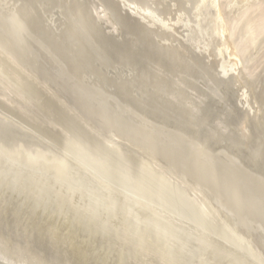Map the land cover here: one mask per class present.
<instances>
[{
	"label": "rangeland",
	"instance_id": "rangeland-1",
	"mask_svg": "<svg viewBox=\"0 0 264 264\" xmlns=\"http://www.w3.org/2000/svg\"><path fill=\"white\" fill-rule=\"evenodd\" d=\"M0 1V135L4 139L1 136L0 138L3 141L5 140L6 142L7 139L9 144L12 145L14 142L16 145L19 141L24 140L19 144H26L27 146L38 145L37 147L39 148L44 146V149H47L50 153L53 154L54 152L55 156L88 172L91 171L90 173L96 178L99 177L98 179L102 182L107 181L105 182L106 185L114 186L113 189L120 190L119 192L123 194L126 192L128 195H135L133 197H138L137 199L148 206L163 212V214L166 213L165 215L170 216L172 219L180 220L179 222H182L187 227L189 226L192 228L191 230H195L200 234L203 233L202 235H206L205 237H208L210 241L217 242L220 246L226 247L227 250L233 252L232 254L236 257L239 256L238 258L243 263L264 264V117L262 116L264 115V70L261 68L264 67V36L257 43L256 46L258 47L255 46L254 49L250 48L247 51L248 53L245 54L246 57L243 58L245 59L243 60L246 63L245 65L250 66V72H253L252 78L256 81L252 82V84L254 83L252 85V92L256 91L255 88H259L261 85L263 88H260V90L257 88L258 91L254 92V95L252 94L253 98L256 96L254 100H257V97L262 94L259 97L260 99H258L259 103L256 101L260 104L262 100V105H257L259 106L258 110L261 111H258L257 114L259 115L256 114L254 116L238 107V100L236 99L235 91L233 92V85L223 84V81L219 80V78L217 79L218 76H215L214 68H212V65L209 67L210 64L205 57H198L199 54L188 45L184 47L182 43L179 45L177 42H171L172 39H170V43L167 42L169 39L166 41V38H163L162 34L160 35L158 31H154L155 29L151 28L152 30H149V27L148 29L146 26L143 27L138 21L136 23V20L131 19L123 11L121 12V9L115 3L112 6L113 4L111 3L113 1L111 0H53L55 3L52 0H11V8L13 7L14 13L16 16L18 15L17 21L21 26L16 27L15 30L13 29L15 25L9 21L11 19L8 16L9 11L4 10L8 6L5 4L6 1ZM261 1L264 4V0ZM106 2L109 6H107ZM96 7L98 13L102 10L100 13V15L103 13L101 21L98 19L100 15H97L98 17L96 14L94 15L93 9H96ZM46 8L48 9L47 11H45ZM52 14H57V18L54 16V25L51 22L48 23L49 17ZM131 24H133V27ZM31 27L34 29V32L30 29ZM19 30L23 31V34L20 36L17 34ZM137 30L138 33L135 32ZM125 32L126 37L123 36ZM148 34H151V36ZM57 37L60 41L57 40ZM131 38L133 42L130 40ZM160 38L162 41L159 40ZM36 41L38 42L36 43ZM121 42L123 43L122 45ZM171 43L172 45H170ZM50 44L51 47L49 46ZM129 44L132 47L128 46ZM46 50H48L47 53ZM178 51L180 54H178ZM128 55H131V58H128ZM63 57L68 63L65 62ZM160 57L161 59L158 60ZM89 62L92 64L90 65ZM201 63L203 64L201 65ZM88 64L90 67H88ZM260 64L261 66H258ZM104 68L107 69L104 70ZM112 69L114 70L113 72L111 71ZM129 73L133 74V76L131 77ZM115 74H118V76ZM213 75L216 77V80ZM83 76L85 79L87 77V79L85 80ZM259 77L262 81L259 80ZM126 78L128 79L126 80ZM213 80L218 81L215 84ZM257 81H260L259 84L262 82V84L257 85ZM135 87L136 89H134ZM210 89L214 91L211 93ZM208 90H210L209 92L212 95L208 94L209 92L207 93ZM261 90L263 91L261 92ZM119 91L123 92V95ZM129 96L130 98H127ZM232 103H234V106ZM139 112L141 114L138 115ZM160 120L163 122H160ZM236 123L239 125L236 126ZM158 125L162 128H159ZM202 126L203 128H201ZM205 130L207 133L203 132ZM199 132L200 134H198ZM230 133L233 135L234 141L230 140L232 139ZM260 138L263 140H260ZM11 140L12 142L10 143ZM217 140L219 141L217 142ZM28 143L30 144L28 145ZM253 143L260 146H256ZM192 147L196 149L194 150ZM250 148L253 150H250ZM238 158L239 160H237ZM236 160L240 164L236 163ZM0 188V256L5 259L22 262L23 264H169L167 261L161 262L151 252L140 254L139 250H132L135 253H132L131 250L128 251V244L130 243L126 241V237H121L119 238L121 240H119L117 239L119 236H114V239L110 236H100V234L98 236L94 229L93 235L90 233V231L92 232L91 228H89L90 231L87 229L88 234V232L85 233L82 232V229H79L82 225L78 224L77 221L72 225L70 224L71 221H68L69 228L66 224L67 221H62L63 209L60 208L61 210H59V206L57 205L53 206L55 210L52 207L50 208L52 211L49 210L50 213L48 215L50 217H55L51 212L59 210L58 213H61L60 217L57 216L59 220L55 217L54 220H57L52 223L54 220L48 221L49 216H46L47 211L41 209L40 204L38 205L31 193L28 192L26 195L27 191L20 192L22 196L20 193L7 192L9 190L5 189L4 186H0ZM34 203L35 205L37 204L36 207ZM41 215L43 217L46 216L47 219L46 217L44 218L52 225H48L49 223H46L47 221ZM40 222L44 224H40ZM58 222H65V224H59ZM58 224L62 225V228H60L62 231L59 230ZM41 225H45V228ZM65 225L68 227L67 230H64ZM52 226L54 228H51ZM56 229L62 233L56 232ZM78 233H80V236H78ZM86 234L88 238H86ZM82 237H84V241ZM81 244L87 246V248L83 249L84 246L82 247ZM77 248L80 249L77 250ZM78 252L81 253L79 254ZM115 252L117 253L115 254ZM242 258L248 261L245 262ZM79 260H82V262Z\"/></svg>",
	"mask_w": 264,
	"mask_h": 264
},
{
	"label": "bare ground",
	"instance_id": "bare-ground-1",
	"mask_svg": "<svg viewBox=\"0 0 264 264\" xmlns=\"http://www.w3.org/2000/svg\"><path fill=\"white\" fill-rule=\"evenodd\" d=\"M6 1L5 4L8 6H4L8 10V16L11 18L9 21L15 25L13 29L15 30L16 27H21L18 24V15L14 13V9L11 8V0H4ZM59 1V0H58ZM76 1V0H75ZM97 1V0H96ZM106 1V0H105ZM113 1L112 6L114 3L120 8L119 10L126 15H128L131 19L136 20L144 26L149 27V30L155 29L154 31H158V33L163 35V38L169 42H177L179 45L182 43L185 45L190 46L201 58L205 57L209 62L214 74L217 79L223 81V84H232L236 93V99L238 100V107L242 108L244 112H247L251 115H256L258 113L259 106L262 105V100L260 104H258L259 97L257 100H254L253 93L258 91L252 92V82H256L255 79L253 80V72L251 73L250 66H246L243 59L246 57V53L250 48H255L257 43L260 39H263L264 36V4L261 0H111ZM1 2V1H0ZM32 2V1H31ZM55 3V1L52 0ZM57 2V1H56ZM79 2V1H78ZM110 2V1H109ZM264 2V1H263ZM3 3V1H2ZM1 3V4H2ZM16 3V2H14ZM20 3V2H19ZM18 3V4H19ZM26 3V2H25ZM28 3V2H27ZM30 3V2H29ZM39 3V2H38ZM44 3V2H43ZM53 3V4H54ZM34 4V3H33ZM49 4V3H48ZM47 4V5H48ZM78 4V3H77ZM107 4V2H106ZM110 4V5H111ZM263 4V5H262ZM15 5V4H14ZM32 5V4H31ZM35 5V4H34ZM43 5V4H42ZM46 5V4H45ZM51 5V4H50ZM71 5V3H70ZM69 5V6H70ZM13 6V5H12ZM30 6V4H29ZM94 6V5H93ZM98 6V5H97ZM101 6V5H100ZM107 6H109L107 4ZM115 6V7H117ZM3 7V6H2ZM41 7V6H40ZM44 7V6H43ZM42 7V8H43ZM58 7V6H57ZM105 7V6H104ZM114 7V8H115ZM237 7V8H236ZM15 8V7H14ZM28 8V7H27ZM50 8V7H47ZM46 8L45 11L48 9ZM69 8V7H68ZM100 8V7H99ZM108 8V7H107ZM112 8V7H110ZM18 9V8H17ZM23 9V7H22ZM31 9V8H29ZM44 9V8H43ZM54 9V7H53ZM62 9V8H61ZM95 9V8H94ZM93 11L94 15H100L96 9ZM104 9V8H103ZM113 9V8H112ZM117 10V8H115ZM20 10V9H19ZM25 10V9H24ZM36 10V9H35ZM55 10V9H54ZM69 10V9H68ZM235 10V11H234ZM29 11V10H28ZM50 11V10H49ZM63 11V10H62ZM100 11V10H99ZM107 11V10H106ZM4 12V11H3ZM26 12V11H25ZM42 12V11H41ZM51 12V11H50ZM53 12V11H52ZM61 12V11H60ZM105 12V11H104ZM236 12V13H234ZM6 13V12H5ZM19 13V12H18ZM29 13V12H28ZM47 13V12H45ZM54 13V12H53ZM64 13V11H63ZM112 13V12H111ZM234 13V14H233ZM30 14V13H29ZM55 14V13H54ZM50 15L49 22L54 25L56 15ZM103 14V13H102ZM102 14L98 17L100 21L102 20ZM4 15V14H3ZM33 15V13H32ZM41 15V14H39ZM64 15V14H63ZM116 15V14H115ZM125 15V16H126ZM6 16V15H5ZM7 16V17H8ZM46 16V15H45ZM59 16V15H58ZM62 16V15H61ZM65 16V15H64ZM95 16V17H96ZM105 16V15H104ZM107 16V14H106ZM111 16V15H110ZM114 16V15H113ZM118 16V15H117ZM42 17V16H41ZM66 17V16H65ZM121 17V16H120ZM34 18V17H33ZM47 18V17H46ZM73 18V17H72ZM111 18V17H110ZM119 18V17H118ZM45 19V18H44ZM64 19V18H63ZM104 19V18H103ZM115 19V18H114ZM121 19V18H120ZM119 19V20H120ZM130 19V21H131ZM36 20V18H35ZM68 20V19H67ZM124 20V19H123ZM24 21V20H23ZM121 21V20H120ZM22 22V21H21ZM71 22V21H70ZM29 23V22H28ZM78 23V22H77ZM99 23V22H98ZM107 23V22H105ZM110 23V22H109ZM117 23V22H116ZM138 23V24H139ZM61 24V23H60ZM59 24V25H60ZM121 24V22H120ZM127 24V23H126ZM130 24V23H129ZM139 24V25H140ZM31 25V24H30ZM64 25V24H63ZM133 27V24H131ZM137 25V24H136ZM47 26V25H46ZM52 26V25H51ZM115 26V25H114ZM113 26V27H114ZM118 26V24H117ZM125 26V25H124ZM128 26V25H127ZM126 26V27H127ZM138 26V25H137ZM24 27V26H23ZM45 27V26H44ZM54 27V26H52ZM56 27V26H55ZM76 27V26H75ZM119 27V26H118ZM37 28V27H36ZM35 28V29H36ZM51 28V27H48ZM124 28V27H123ZM130 28V27H129ZM141 28V27H140ZM30 29H34L31 27ZM60 29V28H59ZM65 29V28H64ZM79 29V28H76ZM132 29V28H131ZM134 29V28H133ZM151 29V30H152ZM74 30V29H73ZM120 30V29H119ZM145 31V29H143ZM31 31V30H29ZM44 31V30H43ZM112 31V30H111ZM123 31V30H122ZM128 31V30H126ZM134 31V30H133ZM153 31V33H155ZM51 32V31H49ZM53 32V31H52ZM62 32V31H61ZM121 32V31H120ZM124 32V31H123ZM138 33V30L135 31ZM140 32V31H139ZM55 33V32H54ZM70 33V32H68ZM145 33V32H144ZM17 34L20 36L23 34V31H17ZM32 34V32H31ZM40 34V33H39ZM57 34V33H56ZM62 34V33H60ZM65 34V32H64ZM75 34V33H74ZM132 34V33H131ZM147 34V33H146ZM157 34V33H156ZM43 35V34H42ZM143 35V33H142ZM151 36V34H148ZM52 36V35H49ZM60 36V35H59ZM63 36V35H62ZM126 37V32L125 35ZM122 36V37H123ZM156 36V35H153ZM54 37V36H53ZM133 37V36H132ZM148 37V36H147ZM34 38V37H33ZM62 38V37H61ZM74 38V37H73ZM128 38V37H127ZM64 39V38H63ZM84 39V38H83ZM123 39V38H122ZM147 39V38H146ZM148 39H150L148 37ZM147 39V40H148ZM154 39V38H153ZM156 39V38H155ZM51 40V38H50ZM57 40L60 41V39ZM56 40V41H57ZM77 40V39H76ZM126 41V39H124ZM132 40V38L130 39ZM128 40V42L130 41ZM139 40V39H138ZM142 40V38H141ZM140 40V41H141ZM145 40V39H144ZM143 40V41H144ZM161 40V38L159 39ZM63 41V40H62ZM72 41V40H71ZM79 41V40H78ZM118 41V40H117ZM135 41V40H134ZM162 41V40H161ZM263 41V40H262ZM38 41H36L37 43ZM55 42V41H54ZM91 42V41H90ZM123 42V41H122ZM121 42V45L123 44ZM133 42V40H132ZM147 42V41H146ZM151 42V41H150ZM160 42V41H159ZM166 42V44H167ZM40 43V42H39ZM56 43V42H55ZM58 43V42H57ZM85 43V42H84ZM83 43V45H84ZM92 43V42H91ZM110 43V42H109ZM127 43V42H126ZM131 43V41H130ZM136 43V42H134ZM170 43V42H169ZM169 43L167 45H169ZM93 44V43H92ZM118 44V43H117ZM120 44V43H119ZM132 44V43H131ZM137 44V43H136ZM146 44V43H145ZM161 44V43H160ZM32 45V44H31ZM62 45V43H61ZM159 45V44H158ZM157 45V46H158ZM172 45V43L170 44ZM35 46V45H34ZM42 46V44H41ZM51 47V44L49 45ZM57 46V45H56ZM69 46V45H68ZM67 46V47H68ZM120 46V45H119ZM118 46V47H119ZM126 46V45H125ZM128 46H131L130 44ZM127 46V47H128ZM140 47V45H138ZM146 46V45H145ZM155 46V45H154ZM161 46V45H160ZM163 46V44H162ZM176 46V45H175ZM174 46V48H175ZM264 46V45H263ZM14 47V46H13ZM48 47V46H47ZM126 47V48H127ZM132 47V46H131ZM167 47V46H165ZM180 47V46H179ZM258 47V46H256ZM55 48V47H54ZM130 48V47H129ZM137 48V47H136ZM161 48V47H160ZM171 48V47H170ZM173 48V49H174ZM178 48V47H177ZM187 48V47H186ZM264 48V47H263ZM13 49V48H12ZM53 49V48H52ZM60 49V48H59ZM71 49V48H70ZM82 49V48H81ZM97 49V48H96ZM99 49V48H98ZM121 49V47H120ZM133 49V48H132ZM164 49V48H163ZM166 49V48H165ZM172 49V50H173ZM182 49V48H181ZM73 50V49H72ZM71 50V51H72ZM80 50V49H79ZM91 50V49H90ZM122 50V49H121ZM155 50V49H154ZM157 50V49H156ZM176 50V49H175ZM179 50V49H178ZM11 51V50H10ZM48 50H46L47 53ZM53 52V50H51ZM50 51V52H51ZM82 51V50H81ZM98 51V50H96ZM126 51V50H125ZM164 51V50H163ZM162 51V52H163ZM167 51V50H166ZM165 51V52H166ZM174 51V50H173ZM182 51V50H181ZM192 51V50H191ZM262 51V50H261ZM56 53V51H54ZM75 52V51H74ZM73 52V53H74ZM128 52V51H127ZM252 52V51H251ZM45 53V52H44ZM54 53V54H55ZM76 53V52H75ZM74 53V54H75ZM126 53V52H125ZM170 53V52H169ZM168 53V54H169ZM174 53V52H172ZM176 53V52H175ZM185 53V52H184ZM195 53V54H196ZM260 53V52H259ZM258 53V54H259ZM8 54V53H7ZM62 54V53H61ZM83 54V52H82ZM88 54V53H87ZM86 54V55H87ZM121 54V53H120ZM165 54V53H163ZM178 54L179 51H178ZM177 54V55H178ZM196 54V56H197ZM51 55V54H50ZM59 55V54H57ZM56 55V56H57ZM73 55V54H72ZM78 55V54H77ZM90 55V54H89ZM98 55V54H97ZM101 55V54H100ZM115 55V54H114ZM171 55V54H170ZM175 55V54H174ZM173 55V56H174ZM183 55V54H182ZM181 55V56H182ZM192 55V54H191ZM61 56V55H60ZM76 56V55H75ZM82 56V55H80ZM96 56V55H95ZM116 56V55H115ZM129 56V55H128ZM131 56V55H130ZM128 58H131V57ZM158 56V55H157ZM184 56V55H183ZM194 56V54H193ZM50 57V56H49ZM62 57V56H61ZM86 57V56H85ZM84 57V59H85ZM101 57V56H100ZM112 57V56H111ZM164 57V56H163ZM175 57V56H174ZM196 57V58H198ZM253 58V56H251ZM47 58V57H46ZM68 58V57H67ZM76 58V57H75ZM88 58V57H87ZM104 58V57H103ZM109 58V57H107ZM113 58V57H112ZM121 58V57H120ZM152 58V57H151ZM64 59V57H63ZM71 59V58H70ZM69 59V60H70ZM100 59V58H99ZM102 59V57H101ZM116 59V58H115ZM122 59V58H121ZM161 57L158 59L160 60ZM203 59V58H202ZM255 59V58H254ZM65 60V59H64ZM93 60V59H92ZM130 60V59H129ZM177 60V59H176ZM205 60V59H204ZM50 61V60H49ZM71 61V60H70ZM82 61V59H81ZM88 61V60H86ZM97 61V60H96ZM104 62V60H102ZM106 61V60H105ZM111 61V59H110ZM115 61V60H114ZM128 61V60H127ZM126 61V62H127ZM206 61V60H205ZM251 61V60H250ZM258 61V60H257ZM263 61V60H262ZM261 61V62H262ZM64 63V61H62ZM65 62H67L65 60ZM73 62V60H72ZM93 62V61H92ZM98 62V61H97ZM100 62V61H99ZM107 62V61H106ZM105 62V63H106ZM174 62V61H173ZM200 62V61H199ZM207 62V63H208ZM12 63V62H11ZM55 63V62H54ZM68 63V62H67ZM77 63V62H76ZM88 63V62H87ZM90 63V62H89ZM102 63V62H101ZM116 63V62H115ZM120 63V62H119ZM194 63V62H193ZM253 63V62H252ZM260 63V62H259ZM264 63V61H263ZM92 63H90L91 65ZM104 64V63H103ZM101 64V65H103ZM109 64V62H108ZM117 64V63H116ZM153 64V63H152ZM195 64V63H194ZM203 63H201L202 65ZM207 64V65H209ZM262 64V63H261ZM258 65V66H261ZM29 65V64H28ZM72 65V64H71ZM81 65V64H79ZM95 65V64H94ZM124 65V63H123ZM148 65V64H147ZM197 65V64H196ZM206 65V66H207ZM249 65V64H248ZM264 65V64H263ZM262 65V66H263ZM66 66V65H65ZM70 66V65H69ZM74 66V65H72ZM76 66V65H75ZM108 66V65H107ZM115 66V65H114ZM130 66V64H129ZM151 66V65H150ZM24 67V66H23ZM71 67V66H70ZM83 67V66H82ZM86 67V66H85ZM88 67L89 64H88ZM88 67L87 72H88ZM97 67V66H96ZM100 67V66H99ZM111 67V66H110ZM195 67V66H193ZM247 67V70H246ZM257 67V66H256ZM26 68V67H25ZM102 68V67H101ZM117 68V65H116ZM126 68V67H125ZM159 68V67H158ZM161 68V67H160ZM253 68V67H252ZM264 70V67H261ZM71 69V68H70ZM77 69V67H76ZM79 69V68H78ZM82 70V68H80ZM97 70L96 68H94ZM107 69V68H106ZM104 68V70H106ZM131 69V68H130ZM171 69V68H170ZM177 69V68H176ZM206 69V68H204ZM256 69V68H254ZM17 70V69H16ZM93 70V68H92ZM91 70V71H92ZM100 70V69H98ZM117 70V69H116ZM122 70V69H121ZM145 70V69H144ZM202 70V69H201ZM207 70V69H206ZM31 71V70H30ZM49 71V70H48ZM80 71V70H79ZM78 71V72H79ZM109 71V70H108ZM114 71L113 69L111 70ZM124 71V70H122ZM127 71V70H126ZM148 71V70H147ZM166 71V70H165ZM86 72V73H87ZM90 72V71H89ZM129 72V71H128ZM131 72V71H130ZM142 72V71H141ZM154 72V71H153ZM162 72V71H161ZM264 72V71H263ZM1 73V71H0ZM95 73V71H94ZM115 73V72H114ZM122 73V72H121ZM133 73V72H132ZM155 73V72H154ZM163 73V72H162ZM176 73V72H175ZM183 73V72H182ZM257 73V72H256ZM260 73V72H259ZM52 74V73H51ZM77 74V73H76ZM100 74V73H99ZM98 74V75H99ZM102 74V73H101ZM130 74V73H129ZM144 74V73H143ZM164 74V73H163ZM262 74V73H261ZM2 75V74H1ZM68 75V74H67ZM78 75V74H77ZM81 75V74H80ZM84 75V73H83ZM86 75V74H85ZM96 75V74H95ZM94 75V76H95ZM108 75V74H107ZM106 75V76H107ZM112 75V74H111ZM116 75V74H115ZM131 75V74H130ZM140 75V74H139ZM153 75V74H151ZM213 75V76H214ZM264 75V74H263ZM69 76V75H68ZM91 76V74H90ZM118 76V74L116 75ZM123 76V75H122ZM133 74L131 75V77ZM169 76V75H168ZM175 76V75H174ZM183 76V75H182ZM191 76V75H190ZM214 76L215 80L216 77ZM259 76V75H257ZM2 77V76H1ZM42 77V76H40ZM65 77V76H64ZM77 77V76H76ZM84 77V76H83ZM109 77V76H107ZM125 77V75H124ZM48 78V77H47ZM70 78V77H69ZM72 78V77H71ZM78 78V77H77ZM93 78V76H92ZM95 78V77H94ZM104 78V77H103ZM113 78V77H112ZM120 78V77H119ZM137 78V77H136ZM156 78V77H155ZM170 78V77H169ZM213 78V77H212ZM254 78H256L254 76ZM260 78V77H259ZM3 79V77H2ZM49 79V78H48ZM55 79V78H54ZM66 79V78H65ZM75 79V78H74ZM79 79H81L79 77ZM85 79V77H84ZM87 79V77H86ZM85 79V80H86ZM91 79V78H90ZM89 79V80H90ZM98 79V78H97ZM118 79V78H117ZM122 79V78H121ZM128 78H126L127 80ZM135 79V78H134ZM153 79V77H152ZM63 80V79H61ZM100 80V79H99ZM107 80V79H106ZM113 80V79H112ZM116 80V79H115ZM132 80V79H131ZM136 80V79H135ZM161 80V79H160ZM189 80V79H188ZM213 80V81H215ZM258 80V77H257ZM261 80V78L259 79ZM52 81V80H50ZM54 81V80H53ZM65 81V80H64ZM92 81V80H91ZM90 81V82H91ZM101 81V80H100ZM117 81V80H116ZM123 81V80H122ZM134 81V80H132ZM167 81V80H166ZM176 81V80H175ZM218 81V80H217ZM215 81V84L216 82ZM262 81V80H261ZM264 81V79H263ZM90 82H88L90 84ZM95 82V80H94ZM102 82V81H101ZM108 82V81H107ZM150 82V81H149ZM153 82V81H152ZM169 82V80H168ZM220 82V81H219ZM258 82V81H257ZM260 82V81H259ZM257 83V85L259 84ZM55 83V82H54ZM57 83V82H56ZM61 83V81H60ZM93 83V82H92ZM97 83V81H96ZM121 83V82H120ZM141 84V82H139ZM151 83V82H150ZM149 83V84H150ZM212 83V82H211ZM222 83V82H220ZM58 84V83H57ZM77 84V83H76ZM104 84V83H101ZM147 84V85H149ZM154 84V83H152ZM195 84V83H194ZM204 84V82H203ZM214 84V82H213ZM222 84V86H223ZM262 84V82H261ZM259 84V85H261ZM264 84V83H263ZM1 85V83H0ZM56 85V84H54ZM60 85V84H59ZM62 85V84H61ZM94 85V84H93ZM110 85V84H109ZM119 85V84H118ZM122 85V84H121ZM135 85V82H134ZM160 85V84H159ZM182 85V83H181ZM196 85V84H195ZM256 85V84H255ZM8 86V85H7ZM101 86V85H100ZM127 86V85H126ZM150 86V85H149ZM153 86V85H152ZM163 86V85H162ZM176 86V85H175ZM206 86V85H205ZM216 86V85H214ZM226 86V85H225ZM4 87V86H3ZM2 87V88H3ZM66 87V86H65ZM70 87V86H69ZM79 87V86H77ZM109 87V86H108ZM130 87V86H128ZM134 87V86H133ZM138 87V86H137ZM148 87V86H147ZM160 87V86H159ZM180 87V86H178ZM185 87V86H184ZM188 87V86H187ZM228 87V86H226ZM264 87V86H263ZM7 88V87H6ZM14 88V87H13ZM68 88V87H67ZM112 88V87H110ZM114 88V87H113ZM118 88V86H116ZM150 88V87H148ZM154 88V87H153ZM168 88V87H167ZM197 88V87H196ZM211 88V87H210ZM262 88V85L259 86V90ZM15 89V88H14ZM13 89V90H14ZM122 89V88H121ZM136 89V87L134 88ZM142 89V88H141ZM140 89V90H141ZM147 89V88H146ZM151 89V88H150ZM149 89V90H150ZM205 89V88H204ZM214 89V88H213ZM217 89V87H216ZM219 89V88H218ZM226 89V88H225ZM228 89V88H227ZM263 89V88H262ZM109 90V88H108ZM114 90V89H113ZM116 90V89H115ZM125 90V89H124ZM128 90V89H127ZM139 90V91H140ZM152 90V89H151ZM185 90V89H184ZM189 90V89H187ZM211 90V89H210ZM208 90L207 93L210 91ZM215 90V89H214ZM211 90V93L212 91ZM229 90V89H228ZM232 90V89H231ZM1 91V90H0ZM66 91V89H65ZM105 91V90H104ZM118 91V89H117ZM121 91V90H120ZM119 91V92H120ZM133 91V90H132ZM153 91V90H152ZM155 91V90H154ZM190 91V90H189ZM226 91V90H225ZM263 90H261L262 92ZM116 92V91H114ZM113 92V93H114ZM136 92V91H135ZM142 92V91H141ZM191 92V91H190ZM195 92V91H194ZM218 92V91H217ZM222 92V91H221ZM232 92V93H233ZM87 93V92H86ZM105 93V92H104ZM121 93V92H120ZM123 93V92H122ZM121 93V94H122ZM145 93V91H144ZM162 93V92H161ZM176 93V92H175ZM198 93V92H197ZM210 92L208 94H211ZM234 93V94H235ZM72 94V93H70ZM117 94V93H116ZM120 94V95H121ZM131 94V93H130ZM134 94V93H133ZM132 94V95H133ZM137 94V93H135ZM150 94V93H149ZM152 94V93H151ZM159 94V93H158ZM179 94V93H178ZM203 94V93H202ZM215 95V93H213ZM218 94V93H217ZM216 94V97H217ZM221 94V93H220ZM227 94V93H226ZM230 94V93H229ZM253 94V95H252ZM112 95V94H110ZM109 95V96H110ZM123 95V94H122ZM143 95V94H142ZM163 95V93H162ZM166 95V94H165ZM187 95V94H186ZM194 95V94H193ZM212 95V94H211ZM225 95V94H224ZM259 95V94H258ZM115 96V93H114ZM113 96V97H114ZM125 96V95H124ZM131 96V95H130ZM127 97V98H130ZM164 96V95H163ZM199 96V94H198ZM210 96V95H209ZM219 96V95H218ZM27 97V96H26ZM74 97V96H73ZM121 97V96H120ZM137 97V96H136ZM135 97V98H136ZM141 97V95H140ZM148 97V96H147ZM145 97V98H147ZM212 97V96H210ZM214 96V98H216ZM234 97V96H233ZM30 98V97H29ZM70 98V97H69ZM115 98V97H114ZM118 98V97H117ZM125 98V97H124ZM122 98V99H124ZM143 98V97H142ZM144 98V99H145ZM163 98V97H162ZM166 98V97H165ZM195 98V97H194ZM213 98V99H214ZM225 98V97H224ZM54 99V98H53ZM126 99V98H125ZM138 99V98H136ZM175 99V98H174ZM219 99V97H218ZM223 99V98H221ZM262 99V98H261ZM7 100V99H6ZM27 100V99H26ZM74 100V99H73ZM72 100V101H73ZM115 100V99H114ZM130 100V99H129ZM141 100V99H140ZM194 100V99H193ZM204 100V99H203ZM207 100V99H206ZM236 100V102H237ZM127 101V100H125ZM131 101V100H130ZM134 101V99H133ZM146 101V100H144ZM222 101V100H221ZM258 103H257V102ZM260 101V100H259ZM31 102V101H30ZM29 102V103H30ZM53 102V101H52ZM142 102V100H141ZM140 102V103H141ZM190 102V101H189ZM211 102V101H210ZM231 102V101H230ZM12 103V102H11ZM34 103V102H33ZM128 103V101H127ZM149 103V102H148ZM163 103V101H162ZM167 103V102H166ZM173 103V102H172ZM207 103V102H206ZM223 103V102H222ZM130 104V103H129ZM144 104V103H142ZM147 104V103H146ZM145 104V106H146ZM213 104V103H212ZM234 106V103H232ZM237 104V103H236ZM264 104V102H263ZM126 105V104H125ZM133 105V104H132ZM151 105V104H150ZM167 105V104H166ZM176 105V104H175ZM198 105V104H197ZM197 105H195L197 107ZM260 105V106H261ZM137 106V105H136ZM148 106V105H147ZM226 106V105H225ZM129 107V106H128ZM131 107V106H130ZM143 107V106H142ZM232 107V105H231ZM264 107V106H263ZM135 108V107H134ZM144 108V107H143ZM147 108V107H146ZM181 108V107H180ZM186 108V107H185ZM199 108V107H198ZM197 108V109H198ZM239 108V110H241ZM83 109V108H82ZM148 109V108H147ZM187 109V108H186ZM229 109V108H228ZM238 109V108H237ZM22 110V109H21ZM132 110V109H131ZM145 110V109H144ZM188 110V109H187ZM264 110V108H263ZM137 111V109H136ZM196 111V109H195ZM212 111V110H211ZM242 111V110H241ZM128 112V111H127ZM145 112V111H144ZM142 112V113H144ZM148 112V111H147ZM135 113V111H134ZM151 113V112H150ZM202 113V112H201ZM141 114L140 112L138 115ZM187 114V113H186ZM215 114V113H213ZM224 114V113H223ZM233 114V113H232ZM244 114V113H243ZM242 114V115H243ZM132 115V114H131ZM149 115V114H148ZM155 115V114H154ZM201 115V114H200ZM230 115V114H227ZM259 115V114H257ZM6 116V115H5ZM79 116V115H78ZM196 116V115H195ZM204 116V115H203ZM224 116V115H223ZM248 116V115H247ZM264 117V115H262ZM194 117V116H193ZM250 117V116H248ZM246 117V118H248ZM147 118V117H146ZM150 118V117H149ZM158 118V117H157ZM200 118V117H199ZM232 118V117H231ZM235 118V117H234ZM237 118V117H236ZM242 118V117H241ZM83 119V118H82ZM140 119V118H139ZM154 119V118H153ZM156 119V118H155ZM201 119V118H200ZM225 119V118H224ZM238 119V118H237ZM236 119V120H237ZM250 119V118H249ZM247 119V120H249ZM262 119V118H261ZM264 119V118H263ZM150 120V119H149ZM209 120V119H207ZM211 120V119H210ZM209 120V121H210ZM216 120V119H215ZM239 120V119H238ZM237 120V121H238ZM252 120V119H251ZM135 121V120H134ZM147 121V120H146ZM153 122V120H151ZM162 120H160L161 122ZM166 121V120H165ZM206 121V120H205ZM240 121V120H239ZM254 121V120H253ZM157 122V121H155ZM163 122V121H162ZM169 122V120H168ZM173 122V121H172ZM222 122V120H221ZM232 122V121H231ZM236 122V121H235ZM99 123V122H98ZM166 123V122H165ZM202 123V122H201ZM212 123V122H211ZM238 123V122H237ZM238 126L240 124L237 125ZM107 124V123H106ZM139 124V123H138ZM149 124V123H148ZM151 124V123H150ZM159 124V122H158ZM209 124V123H208ZM255 124V123H254ZM253 124V125H254ZM100 125V124H98ZM157 125V124H155ZM163 125V123H162ZM168 125V124H167ZM212 125V124H211ZM222 125V124H221ZM252 125V123H251ZM250 125V126H251ZM159 126V125H158ZM181 126V125H180ZM154 127V126H153ZM161 126H159L160 128ZM165 127V126H164ZM168 127V126H166ZM214 127V126H213ZM234 127V126H233ZM257 127V126H256ZM162 128V127H161ZM179 128V127H178ZM186 128V127H185ZM203 128V126L201 127ZM246 128V127H245ZM253 128V126H252ZM207 129V128H206ZM212 129V128H211ZM215 129V128H214ZM233 129V128H232ZM95 130V129H94ZM202 130V129H201ZM200 130V131H201ZM213 130V129H212ZM236 130V129H235ZM235 130H233L235 132ZM251 130V129H250ZM146 131V130H145ZM164 131V130H163ZM166 131V130H165ZM179 131V130H178ZM229 131V130H228ZM253 131V130H252ZM157 132V131H156ZM198 132V131H197ZM205 133V131H203ZM232 132V131H231ZM259 132V131H258ZM160 133V132H159ZM163 133V132H162ZM239 133V132H237ZM248 133V132H247ZM251 133V132H250ZM200 134V132L198 133ZM231 134V133H230ZM6 135H8L6 133ZM116 135V134H115ZM136 135V134H135ZM203 135V134H202ZM207 135V134H206ZM229 135V134H228ZM227 135V137H228ZM237 135V134H236ZM235 135V137H236ZM260 135V134H259ZM262 135V134H261ZM2 138V135H0ZM221 136V135H220ZM219 136V137H220ZM233 135L231 134V137ZM253 136V135H251ZM99 137V136H98ZM197 137V135H196ZM199 137V136H198ZM263 137V136H262ZM0 138V139H1ZM121 138V137H120ZM127 138V137H125ZM205 138V137H204ZM208 138V137H207ZM223 138V137H222ZM240 138V136H239ZM4 139V137L2 138ZM1 139V140H2ZM136 139V137H135ZM200 139V137H199ZM219 139V138H218ZM243 139V138H242ZM251 139V138H250ZM253 139V138H252ZM256 139V138H255ZM0 140V186L5 187V189L9 190L7 192H25L27 191L26 195L31 193L41 207L43 211H49L51 207L53 208L54 205L59 206V210L63 209V220L67 221V226L69 225L68 221H71L70 224H74L77 221L78 224L82 225L79 229H82V232L87 233L89 228H91L92 232L94 233L93 229L96 231L97 235L100 236H110L114 239V236H119L117 239L121 237H126V241H129L128 244V251L129 250H139V253H146L151 252L152 254L156 255V258L160 259L161 262L167 261L169 264H245L242 260L236 257L233 252L226 249V247H222L217 242H213L209 240L206 235H202L203 233H199L195 230H191L189 226L187 227L182 222H179L175 219L170 218L160 212L159 210L148 206L146 203L142 202L141 200L133 197L135 195H128V193H122L113 189V187L106 185L105 182H102L100 179L96 178L92 175V173L82 169L81 167L75 166L66 160L55 156L50 153L45 147L42 146L41 148L37 147L38 145L27 146L26 144L23 145L22 143L14 144V142L9 144L5 140ZM9 140V139H8ZM196 140V139H195ZM233 140V137L232 139ZM257 140V139H256ZM260 140H263L260 138ZM18 141V140H17ZM200 141V140H199ZM202 141V140H201ZM215 141V140H214ZM219 140H217L218 142ZM234 141V140H233ZM236 141V139H235ZM12 140L10 141V143ZM27 142V141H26ZM114 142V141H113ZM196 142V141H195ZM203 142V141H202ZM232 142V141H231ZM237 142V141H236ZM243 142V141H242ZM250 142V141H249ZM15 143H17L15 141ZM199 143V142H198ZM209 143V142H208ZM260 144L259 142H257ZM262 143V142H261ZM264 143V142H263ZM14 144V145H13ZM30 143H28L29 145ZM130 144V143H129ZM181 144V143H180ZM206 144V143H205ZM204 144V145H205ZM236 144V143H235ZM256 146V143H253ZM135 145V144H134ZM160 145V144H159ZM215 145V143H214ZM231 145V144H229ZM194 146V145H191ZM200 147V145H198ZM202 146V145H201ZM206 146V145H205ZM209 146V144H208ZM207 146V147H208ZM264 146V145H263ZM228 147V146H227ZM226 147V148H227ZM198 148V147H197ZM205 148V147H203ZM210 148H212L210 146ZM241 148V147H240ZM261 148V147H260ZM259 148V149H260ZM264 148V147H263ZM192 149H196L192 147ZM258 149V148H256ZM258 149V150H259ZM262 149V148H261ZM198 150V149H197ZM208 150V149H207ZM206 150V151H207ZM211 150V149H210ZM242 150V149H241ZM250 150H253L250 148ZM63 151V150H62ZM136 151V150H135ZM205 151V152H206ZM220 151V150H219ZM248 151V150H246ZM132 152V151H131ZM244 152V151H242ZM254 152V151H253ZM226 154V153H225ZM255 154V153H254ZM258 154V153H257ZM256 154V155H257ZM261 154V153H260ZM180 155V154H179ZM253 155V154H252ZM68 156V155H67ZM208 156V155H207ZM211 156V155H210ZM255 156V155H254ZM258 156V155H257ZM260 156V155H259ZM189 158V157H188ZM204 158V156H203ZM206 158V156H205ZM214 158V156H213ZM220 158V157H219ZM258 158V157H257ZM144 159V158H143ZM77 160V159H76ZM239 160V158L237 159ZM236 160V161H237ZM241 160V159H240ZM245 160V159H244ZM204 161V160H203ZM250 161V160H249ZM225 162V160H224ZM245 162V161H244ZM262 162V161H261ZM260 162V165H261ZM214 163V162H213ZM240 164L238 161L236 162ZM235 163V164H236ZM248 164V163H247ZM251 164V163H250ZM256 164V163H255ZM82 165V164H81ZM237 165V164H236ZM232 166V165H231ZM240 166V165H239ZM250 166V165H249ZM264 166V165H263ZM262 166V167H263ZM241 167V166H240ZM251 167V166H250ZM254 167V166H253ZM261 167V166H260ZM87 169V168H86ZM226 169V168H225ZM233 169V168H232ZM248 169V168H247ZM256 169V168H255ZM260 169V168H259ZM91 170V169H90ZM253 170V169H252ZM260 171V170H259ZM223 172V171H221ZM261 172V171H260ZM219 173V172H218ZM242 173V172H241ZM173 174V173H172ZM202 174V173H201ZM200 174V175H201ZM245 174V173H244ZM264 174V173H263ZM97 175V174H96ZM216 175V174H215ZM220 175V174H219ZM228 175V174H227ZM226 176V175H225ZM231 176V175H230ZM239 176V175H238ZM228 177V176H227ZM264 177V175H263ZM212 178V177H211ZM256 178V177H255ZM256 180V179H255ZM263 181V180H262ZM178 182V181H177ZM216 182V181H214ZM256 182V181H255ZM258 182H260L258 180ZM209 183V182H208ZM257 183V182H256ZM264 183V181H263ZM262 183V184H263ZM113 184V183H112ZM258 184V183H257ZM256 188V187H255ZM259 188V187H258ZM1 190V188H0ZM218 190V189H217ZM229 190V189H228ZM251 190V189H250ZM253 190V189H252ZM254 191V190H253ZM259 191V190H258ZM206 192V191H205ZM222 192V191H221ZM220 192V193H221ZM256 192V191H255ZM260 193V191H259ZM5 194V193H4ZM22 195V193H20ZM196 194V193H195ZM261 194V193H260ZM12 195V194H10ZM20 195V196H21ZM5 196V195H4ZM23 196V195H22ZM141 196V195H140ZM25 197V196H24ZM23 197V198H24ZM6 198V197H4ZM32 198V197H30ZM12 199V197H11ZM10 199V200H11ZM17 199V198H16ZM202 199V198H201ZM33 200V198H32ZM253 201V200H252ZM260 201V200H259ZM16 202V200H15ZM24 202V201H23ZM1 203V202H0ZM33 203V202H32ZM148 203V202H147ZM261 203V202H260ZM6 204V203H5ZM23 204V203H22ZM37 205V204H36ZM35 203L34 206L36 207ZM152 205V204H151ZM225 205V204H224ZM16 206V205H15ZM37 206V207H39ZM154 206V204H153ZM55 207V206H54ZM27 208V207H26ZM34 208V207H33ZM58 208V207H57ZM61 208V209H60ZM38 209V208H37ZM54 209V208H53ZM11 210V209H10ZM55 210V209H54ZM53 210V211H54ZM59 210L51 212L54 214L55 217L59 216L61 213H58ZM25 211V210H24ZM17 212V211H16ZM19 212V211H18ZM41 212V211H40ZM46 216H49L48 221H53L55 217H50L48 215L50 211L47 213ZM166 212V211H165ZM30 213V212H28ZM1 214V213H0ZM3 214V213H2ZM35 214V212H34ZM52 214V215H53ZM56 214V215H55ZM21 215V214H20ZM19 215V216H20ZM36 215V214H35ZM43 215V214H42ZM41 215V216H42ZM45 215V214H44ZM39 216V215H38ZM44 216V217H46ZM175 216V215H174ZM234 216V215H233ZM43 217V216H42ZM43 217V218H44ZM59 217L57 219L59 220ZM27 218V217H26ZM38 219V218H37ZM41 219V218H40ZM45 219V218H44ZM47 219V217H46ZM45 219V220H46ZM56 219V220H57ZM181 219V218H180ZM6 220V219H4ZM14 220V219H13ZM42 220V219H41ZM40 220V221H41ZM54 220L52 223H54ZM34 221V220H33ZM37 221V220H36ZM47 221V220H46ZM43 221V222H46ZM48 225H50V222ZM7 222V220H6ZM65 222H61L65 224ZM73 222V223H72ZM20 223V222H19ZM24 223V222H23ZM59 223V222H58ZM59 223V224H61ZM116 223V224H115ZM186 223V222H185ZM216 223V222H215ZM261 223V222H260ZM39 224V222H38ZM40 224H44L41 223ZM56 226L62 231V225ZM77 224V225H78ZM188 224V223H187ZM192 224V223H191ZM24 225V224H23ZM47 225V224H46ZM52 225V224H51ZM70 225V226H71ZM118 225V226H117ZM120 225V226H119ZM190 225V224H188ZM42 226V225H41ZM45 226V225H44ZM42 226V227H44ZM55 226V225H54ZM66 226V225H65ZM64 230L69 227H65ZM76 226V225H75ZM74 226V227H75ZM196 226V225H194ZM47 227V226H46ZM73 227V228H74ZM25 228V227H24ZM45 228V227H44ZM49 228V227H48ZM51 228H54L53 226ZM70 228V227H69ZM194 228V227H193ZM201 228V227H200ZM22 229V228H21ZM36 230V228H34ZM88 229V230H87ZM42 230V228H41ZM63 230V231H64ZM201 230V229H199ZM58 229H56V232ZM214 231V230H213ZM59 232V231H58ZM67 232V231H66ZM78 232V231H77ZM76 232V233H77ZM37 233V232H36ZM40 233V232H39ZM52 233V232H51ZM55 233V232H54ZM60 234L62 232H59ZM84 233V234H85ZM208 233V232H207ZM217 233V232H216ZM38 234V233H37ZM36 234V235H37ZM72 234V233H70ZM80 236V233H78ZM89 234V232H88ZM54 235V234H53ZM73 235V234H72ZM71 235V236H72ZM76 235V234H75ZM94 235V234H93ZM227 235V234H226ZM230 235V234H229ZM32 236V235H31ZM58 236V235H55ZM77 236V235H76ZM82 236V235H81ZM85 236V235H84ZM99 236V235H98ZM97 236V237H98ZM46 237V236H45ZM59 237V236H58ZM61 237V236H60ZM64 237V235H63ZM73 237V236H72ZM94 237V236H93ZM96 237V236H95ZM56 238V237H55ZM83 241H84V237ZM86 238L87 234H86ZM85 238V239H86ZM219 238V237H218ZM53 239V238H52ZM81 239V238H79ZM96 239V238H95ZM102 239V238H101ZM111 239V238H110ZM116 239V241H117ZM211 239V238H210ZM221 239V238H220ZM229 239V238H228ZM73 240V239H72ZM75 240V239H74ZM112 240V239H111ZM110 240V241H111ZM121 240V239H119ZM79 241V240H78ZM124 241V240H122ZM52 242V241H51ZM74 242V241H73ZM91 242V240H90ZM107 242V241H106ZM113 242V241H112ZM121 242V241H120ZM228 242V241H227ZM42 243V242H41ZM72 243V241H71ZM83 243V242H82ZM87 243V242H86ZM102 243V242H101ZM108 243V242H107ZM110 243V242H109ZM118 243V242H117ZM127 243V242H126ZM45 244V243H43ZM93 244V243H91ZM121 244V243H120ZM222 244V243H221ZM46 245V244H45ZM48 245V243H47ZM82 247L84 246L81 244ZM86 245V244H85ZM90 245V243H89ZM127 245V244H126ZM73 246V245H72ZM114 246V244H113ZM47 247V246H46ZM49 247V246H48ZM54 247V246H53ZM56 247V246H55ZM69 247V246H68ZM76 247V245H75ZM79 247V245H78ZM101 247V245H100ZM110 247V246H108ZM255 247V246H254ZM59 248V247H58ZM63 248V247H61ZM87 248L84 246L83 249ZM122 248V246H121ZM238 248V247H237ZM60 249V248H59ZM67 249V248H66ZM80 248H77V250ZM97 249V248H96ZM104 249V248H103ZM117 249V248H116ZM240 249V248H239ZM61 250V249H60ZM87 250V249H86ZM106 250V249H105ZM127 250V249H126ZM258 250V249H256ZM74 251V249H73ZM110 251V250H109ZM118 251V250H117ZM60 252V251H59ZM67 252V251H66ZM83 252V251H82ZM85 252V251H84ZM112 252V251H111ZM124 252V251H122ZM247 252V251H246ZM75 253H77L75 251ZM79 253V252H78ZM81 253V252H80ZM79 253V254H80ZM86 253V252H85ZM117 252H115L116 254ZM132 253H135L132 251ZM97 254V253H95ZM112 254V253H111ZM249 254V253H248ZM75 255V254H74ZM92 255V254H91ZM103 255V254H102ZM110 255V254H109ZM131 255V254H130ZM139 255V254H138ZM242 255V254H240ZM82 256V255H78ZM124 256V255H123ZM144 256V255H141ZM243 256V255H242ZM69 257V256H68ZM71 257V256H70ZM77 257V256H76ZM85 257V256H84ZM102 257V256H101ZM131 257V256H130ZM139 257V256H138ZM93 258V256H92ZM108 258V257H107ZM116 258V257H114ZM127 258V257H125ZM124 258V259H125ZM73 259V258H72ZM83 259V258H81ZM91 259V258H90ZM104 259V258H102ZM158 259V260H159ZM243 259V258H242ZM78 260V259H77ZM94 260V259H93ZM130 260V259H129ZM156 260V259H155ZM157 260V261H158ZM244 260V259H243ZM76 261V260H75ZM82 262V260H79ZM96 261V260H95ZM104 261V260H103ZM245 261V260H244ZM248 261V260H247ZM245 261V262H247ZM253 261V260H252ZM73 262V261H72ZM78 262V261H77ZM150 262V261H149ZM80 263V262H79ZM104 263V262H103ZM0 264H23L22 262H14L10 259H5L0 256ZM91 264V263H90ZM126 264V263H125ZM139 264V263H138ZM154 264V263H153ZM256 264V263H255Z\"/></svg>",
	"mask_w": 264,
	"mask_h": 264
}]
</instances>
